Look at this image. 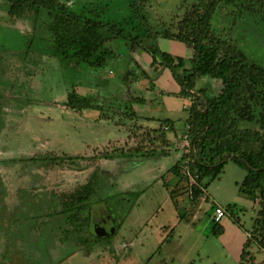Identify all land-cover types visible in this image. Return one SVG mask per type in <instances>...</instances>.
<instances>
[{
    "label": "rangeland",
    "instance_id": "374dc122",
    "mask_svg": "<svg viewBox=\"0 0 264 264\" xmlns=\"http://www.w3.org/2000/svg\"><path fill=\"white\" fill-rule=\"evenodd\" d=\"M60 1L127 35L139 32L134 27L141 20L131 13V0ZM196 1L147 0L146 23L159 31ZM9 6L0 0V264H240L242 245H236L234 233L239 240L250 233L260 209L259 202L239 191L246 170L229 161L221 179L207 188L209 200H194V180L172 172L185 153L187 128L177 146L168 149L169 156L93 159L102 151L136 147L152 133L130 109L137 106L136 98H150L144 83L160 77V70L155 79L146 70L149 55L121 38L107 43L116 56L106 67L69 65L58 52L55 15L41 10L10 18ZM212 25L251 64L264 69V0H224ZM156 43L191 68L192 47L161 37ZM73 87L100 109L70 108ZM197 88L215 95L222 84L202 77ZM126 96H134V103L123 102ZM240 126L259 129L254 122ZM53 154L89 159L81 160L79 168L47 164L44 157ZM96 171L101 185L86 236L117 233L108 243L87 246L57 211ZM216 203L236 206L242 227L226 215L219 220L225 234L214 236L217 220L210 222L206 214ZM254 252L258 262L264 261V251L256 246Z\"/></svg>",
    "mask_w": 264,
    "mask_h": 264
},
{
    "label": "trees",
    "instance_id": "16d2710c",
    "mask_svg": "<svg viewBox=\"0 0 264 264\" xmlns=\"http://www.w3.org/2000/svg\"><path fill=\"white\" fill-rule=\"evenodd\" d=\"M8 1L10 18L41 10L56 16L58 52L69 65L86 64L93 69L106 67L116 56L107 43L122 38L148 53L156 72L164 66L172 71L180 86V92L176 95L190 101L184 136L188 137L191 145L190 151L182 155L172 172L185 180H194V200L208 201L207 188L211 182L221 179L229 161L246 170L247 176L239 191L248 199L259 202L260 209L253 230L243 246L240 264H264V261H257L254 252L256 246L264 251V69L251 64L231 41L214 30L213 20L224 0H198L181 18L164 25L159 31H154L146 23L143 7L147 0H131V13L141 20L134 27L139 29L137 35H127L123 28L108 25L97 17L78 14L60 0ZM105 32L111 37L104 38ZM160 37L192 47L190 69L185 67L183 58L160 50L156 43ZM202 77L220 81L221 91L210 95L206 89H198L197 82ZM135 100L145 102L144 98ZM68 105L76 111L100 109L99 105L93 104L89 99L79 97L74 87L68 94ZM130 109L131 116L139 119L134 109ZM242 122H254L259 129L241 128ZM164 125H168V131L164 129ZM151 132L136 147L102 151L93 159L169 156L168 149L176 147V140L182 138L170 120L164 121L159 129ZM88 159L79 155L73 157L53 154L44 157L47 164L70 168H79L80 161ZM184 167L188 168L187 175L181 172ZM100 173L96 171L93 179L82 190L68 197L57 211V215L63 217L64 224L71 226L79 240L87 246L108 243L117 233L86 236L93 223L94 199L98 195L102 178ZM223 208L226 215L242 227L235 217L237 207L228 205ZM115 227L118 231L120 225L116 223ZM212 233L216 237L223 235L224 227L219 221H216Z\"/></svg>",
    "mask_w": 264,
    "mask_h": 264
},
{
    "label": "crops",
    "instance_id": "0c3cea01",
    "mask_svg": "<svg viewBox=\"0 0 264 264\" xmlns=\"http://www.w3.org/2000/svg\"><path fill=\"white\" fill-rule=\"evenodd\" d=\"M148 57L149 58L145 61L146 70H149V75H154L155 79L157 75H159V73L153 69L152 58L150 57V55ZM160 73L163 74L159 75L160 77L158 80L154 81L153 79H151L149 86L144 83V92L149 93L151 95L150 98L146 99L144 97L138 96L140 98H144L145 102H138V104H136L137 106L131 105L130 108L132 107L137 113V115L139 116V120L142 121L141 123L146 127H149L151 130L160 128L163 124V121L170 120L175 126L177 133L181 136V134L184 133L185 128H187V120L189 116H185L184 110L188 111L187 104L189 102H187L188 100H186L185 98L176 95L180 92V86L175 81L172 73L170 72V69L167 66H164L160 69ZM125 98L123 99V102H131V104L134 103V96H126ZM216 205L225 207L218 203H216ZM206 215L210 222L216 221L214 208L213 211L211 209V211H209ZM225 231L226 230L224 229L223 235L225 234ZM235 234L236 237H238L235 241L236 245H242L243 250V246L248 238L249 233H244L242 240H239V235L237 233H234V235Z\"/></svg>",
    "mask_w": 264,
    "mask_h": 264
},
{
    "label": "built area",
    "instance_id": "2783aa9c",
    "mask_svg": "<svg viewBox=\"0 0 264 264\" xmlns=\"http://www.w3.org/2000/svg\"><path fill=\"white\" fill-rule=\"evenodd\" d=\"M164 129L168 130V127L165 126ZM185 143H186L185 144V153H188L190 151L191 145H190V141H189L187 136H185ZM181 172L187 175L188 168L187 167L182 168ZM214 215L216 217V220L219 221L226 216V212H225L223 207L219 206V207H216L214 209Z\"/></svg>",
    "mask_w": 264,
    "mask_h": 264
}]
</instances>
